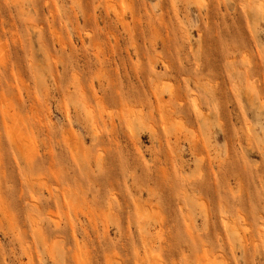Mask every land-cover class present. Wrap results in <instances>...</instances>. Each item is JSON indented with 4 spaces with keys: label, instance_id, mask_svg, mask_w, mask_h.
I'll use <instances>...</instances> for the list:
<instances>
[{
    "label": "rangeland",
    "instance_id": "1",
    "mask_svg": "<svg viewBox=\"0 0 264 264\" xmlns=\"http://www.w3.org/2000/svg\"><path fill=\"white\" fill-rule=\"evenodd\" d=\"M263 227L264 0H0V264H264Z\"/></svg>",
    "mask_w": 264,
    "mask_h": 264
},
{
    "label": "bare ground",
    "instance_id": "2",
    "mask_svg": "<svg viewBox=\"0 0 264 264\" xmlns=\"http://www.w3.org/2000/svg\"><path fill=\"white\" fill-rule=\"evenodd\" d=\"M180 102H181V101H180ZM102 106H103V105H102ZM194 106H195V105H194ZM195 107H196V106H195ZM200 111H201V110H200ZM89 112H90V111H89ZM201 114H202V113H201ZM88 117H89V116H88ZM89 120H90V119H89ZM93 126H94V125H93ZM91 129H92V128H91ZM88 131H89V130H88ZM95 132H96V131H95ZM98 132H99V131H98ZM95 135H96V134H95ZM96 157H97V156H96ZM100 158H101V157H100ZM100 158H99V159H100ZM95 159H96V158H95ZM95 159H94V160H95ZM97 161H98V160H97ZM97 161H96V162H97ZM96 162H95V163H96ZM95 163H94V164H95ZM87 194H88V193H87ZM112 196H113V195H112ZM115 196H116V195H115ZM113 197H114V196H113ZM114 198H115V197H114ZM110 202H111V201H110ZM108 203H109V202H108ZM32 204H33V203H32ZM111 204H112V203H111ZM33 205H34V204H33ZM112 210H113V209H112ZM113 215H114V214H113ZM108 216H109V215H108ZM111 216H112V215H111ZM118 218H119V216H118ZM128 218H129V217H128ZM53 219H55V218H53ZM119 220H120V219H119ZM103 223H104V221H103ZM118 228H119V227H118ZM119 231H120V230H119ZM263 232H264V227H263ZM60 239H61V238H60ZM27 245H28V244H27ZM63 248H64V247H63Z\"/></svg>",
    "mask_w": 264,
    "mask_h": 264
}]
</instances>
